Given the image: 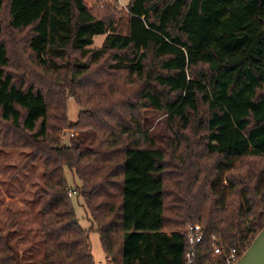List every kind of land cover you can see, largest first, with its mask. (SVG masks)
Wrapping results in <instances>:
<instances>
[{
  "label": "trees",
  "instance_id": "trees-1",
  "mask_svg": "<svg viewBox=\"0 0 264 264\" xmlns=\"http://www.w3.org/2000/svg\"><path fill=\"white\" fill-rule=\"evenodd\" d=\"M127 12L123 34L103 4L0 0V148L22 144L25 167H45L35 194L43 256L23 262L33 238L17 236L12 214L0 264H95L66 169L114 264H184L194 225L200 261L213 236L242 256L264 228V0H130ZM19 66L35 76L19 78ZM116 72L129 90L111 86ZM69 93L89 105L76 123ZM148 112L167 116L166 138Z\"/></svg>",
  "mask_w": 264,
  "mask_h": 264
},
{
  "label": "rangeland",
  "instance_id": "rangeland-1",
  "mask_svg": "<svg viewBox=\"0 0 264 264\" xmlns=\"http://www.w3.org/2000/svg\"><path fill=\"white\" fill-rule=\"evenodd\" d=\"M130 0H102L99 3L98 0H87V4L90 7H94L100 4L105 5L110 11H115L116 16V26L118 32L123 34L127 31L128 25V12L127 5ZM106 36H98L94 39V45L91 47L93 49H99L102 47ZM16 47L19 48L22 43L16 40ZM17 60L28 62L29 60L25 56H20L18 54ZM15 71L19 78L23 76L33 77L35 76L34 68L31 67V74L29 70L25 71L22 66L15 67ZM107 69V67L105 68ZM103 72V70H102ZM110 84H115L124 88V75L122 73H115L108 78ZM102 79H97L98 87H95V82L93 87L96 89V93L104 91ZM138 86L134 87L135 91ZM107 91V90H106ZM105 91V93H106ZM104 93V94H105ZM103 94V95H104ZM66 98V112L67 120L69 123L78 122L80 116L89 111V105H81L78 103L77 99L71 94H65ZM148 117H150L152 128L150 131L158 130L162 134V138H166L164 134L166 131V126L162 123L166 119L164 113L148 112ZM162 125V126H161ZM75 136L74 130L66 129L61 133V140L65 144H70V140ZM20 145H15L14 143L2 145L0 148V227L7 223L9 217L12 214L17 215V222H21V231L17 236L22 235L28 240L29 238L35 239L36 233H39L41 229L42 216L37 207V202L35 199L36 192L44 187L45 184V167L40 161L34 162L32 165L25 167L27 162V157L30 153L29 149L26 147H21ZM256 162L261 163V160H256ZM264 166V162L262 163ZM65 179L67 180L69 189L77 192L73 195L72 202L76 212V218L78 224L85 230L93 229L89 235V246L93 260L95 264H114L112 261L108 262L106 255L102 249L100 238L96 230L98 227L91 221V218L85 208L83 198L80 196L82 194V188L76 189L74 173L70 172L68 169L65 170ZM79 183V180H76ZM226 184V183H224ZM32 242L28 240L26 243L20 246L21 252L27 251V254L23 258V262H34L40 259L43 255L42 245L39 243V239H35Z\"/></svg>",
  "mask_w": 264,
  "mask_h": 264
},
{
  "label": "built area",
  "instance_id": "built-area-1",
  "mask_svg": "<svg viewBox=\"0 0 264 264\" xmlns=\"http://www.w3.org/2000/svg\"><path fill=\"white\" fill-rule=\"evenodd\" d=\"M77 192L70 190L69 196L76 195ZM187 236V252L185 254L184 264H237L241 255L235 248H225L220 245V240L215 236L212 237V256L206 262H202L198 258V248L205 241V235L201 226H189L185 230Z\"/></svg>",
  "mask_w": 264,
  "mask_h": 264
},
{
  "label": "water",
  "instance_id": "water-1",
  "mask_svg": "<svg viewBox=\"0 0 264 264\" xmlns=\"http://www.w3.org/2000/svg\"><path fill=\"white\" fill-rule=\"evenodd\" d=\"M237 264H264V228L255 237Z\"/></svg>",
  "mask_w": 264,
  "mask_h": 264
},
{
  "label": "crops",
  "instance_id": "crops-1",
  "mask_svg": "<svg viewBox=\"0 0 264 264\" xmlns=\"http://www.w3.org/2000/svg\"><path fill=\"white\" fill-rule=\"evenodd\" d=\"M107 258V257H106ZM107 261L110 262V260L107 258Z\"/></svg>",
  "mask_w": 264,
  "mask_h": 264
}]
</instances>
